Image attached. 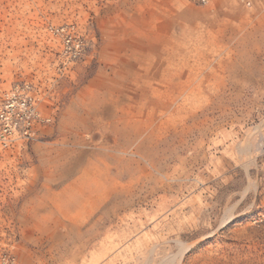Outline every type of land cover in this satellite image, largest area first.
Returning <instances> with one entry per match:
<instances>
[{
	"label": "rangeland",
	"instance_id": "1",
	"mask_svg": "<svg viewBox=\"0 0 264 264\" xmlns=\"http://www.w3.org/2000/svg\"><path fill=\"white\" fill-rule=\"evenodd\" d=\"M0 0V262L264 264V0ZM83 42L64 63L51 26Z\"/></svg>",
	"mask_w": 264,
	"mask_h": 264
},
{
	"label": "built area",
	"instance_id": "2",
	"mask_svg": "<svg viewBox=\"0 0 264 264\" xmlns=\"http://www.w3.org/2000/svg\"><path fill=\"white\" fill-rule=\"evenodd\" d=\"M206 4L209 0H198ZM249 4V0L246 1ZM50 33L59 40L64 63L76 62L83 53V42L72 25L51 26ZM28 83L15 84L0 105V147L14 149L31 140L40 125L50 120L38 110V98ZM0 264H14V258L4 256Z\"/></svg>",
	"mask_w": 264,
	"mask_h": 264
}]
</instances>
